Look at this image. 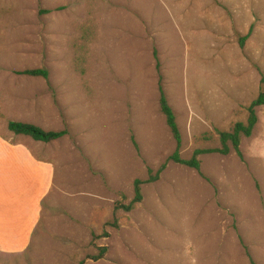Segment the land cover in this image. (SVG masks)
Instances as JSON below:
<instances>
[{
  "label": "rangeland",
  "instance_id": "1",
  "mask_svg": "<svg viewBox=\"0 0 264 264\" xmlns=\"http://www.w3.org/2000/svg\"><path fill=\"white\" fill-rule=\"evenodd\" d=\"M263 86L264 0H0V198L43 199L12 264H264V105L242 159L170 160L155 177L175 148L160 87L188 159L245 121ZM8 120L66 134L35 141ZM2 139L23 145L7 156Z\"/></svg>",
  "mask_w": 264,
  "mask_h": 264
},
{
  "label": "trees",
  "instance_id": "2",
  "mask_svg": "<svg viewBox=\"0 0 264 264\" xmlns=\"http://www.w3.org/2000/svg\"><path fill=\"white\" fill-rule=\"evenodd\" d=\"M250 31L245 35L241 36L239 41L240 45H243L245 40L249 37ZM19 74L29 75V76H41L43 78H48V71L44 68H27L24 70L17 71ZM263 81V80H262ZM264 105V86L259 91L257 96L250 101L247 105V116L245 121H235L229 130H219L217 129V137L219 141V146L217 147H209V148H196L194 149L190 158L185 159L181 157V145H182V137L180 133L179 126L176 121L175 113L173 108L168 102V99L165 95V91L162 87L159 88V107L160 111L163 113L165 117V121L169 130L173 136L175 141V148L172 154L166 159L164 163L158 169L155 177H159V173L166 167L168 161L172 160L176 163H180L191 167L198 172H200V164L201 161L199 156L204 153H212L217 152L221 154H228L231 150H234L236 154L242 159V152L240 149L241 140L243 137H249L253 129L258 121V116L256 113V107ZM7 129L15 135H24L29 136L35 141H40L44 143H48L54 141L63 135L66 134L65 130H45L40 126L25 122V121H16V120H8L7 121ZM141 180H135L134 182V198L131 202L124 206L125 209L131 210L136 203L140 202L142 199L141 193ZM103 248V252H104Z\"/></svg>",
  "mask_w": 264,
  "mask_h": 264
},
{
  "label": "crops",
  "instance_id": "3",
  "mask_svg": "<svg viewBox=\"0 0 264 264\" xmlns=\"http://www.w3.org/2000/svg\"><path fill=\"white\" fill-rule=\"evenodd\" d=\"M2 146L5 147L6 155H16L19 151V143H10L4 139L1 140ZM24 148V147H22ZM28 154L19 153L20 161L28 160V162L38 164L39 169L45 172L47 177L48 187L52 184L53 173L44 166L40 167L44 163L43 160L35 159L32 153L27 149L24 150ZM5 198L6 194L15 193L12 189L3 191ZM20 194L18 200H21ZM42 195L37 198L38 206H30L21 202H8V198H0V264H12V262H19L23 259L24 253L30 247V241L33 238L34 225L38 216L42 213ZM33 224H32V223ZM12 261V262H11Z\"/></svg>",
  "mask_w": 264,
  "mask_h": 264
}]
</instances>
